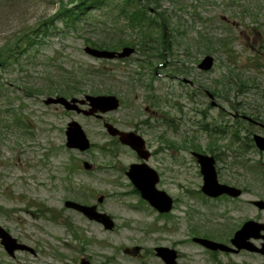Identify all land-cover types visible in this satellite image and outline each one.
I'll list each match as a JSON object with an SVG mask.
<instances>
[{
  "label": "rangeland",
  "instance_id": "obj_1",
  "mask_svg": "<svg viewBox=\"0 0 264 264\" xmlns=\"http://www.w3.org/2000/svg\"><path fill=\"white\" fill-rule=\"evenodd\" d=\"M80 3L0 0V49L7 51L0 62V225L35 250L12 256L0 241V264H78L83 257L92 264H164L155 246L179 242L178 264H264V257L246 250L214 256L188 240L192 224L224 238L218 223L228 219L193 191L202 180L185 159L179 158L174 179L163 182L176 203L161 217L123 173L134 154L125 146L114 153L102 120L44 101L115 94L122 105L105 118L123 129L139 127L150 144L163 147L158 156L163 163L171 155L186 158L190 145L205 148L214 140L204 128L232 122L230 113L264 115V0H108L82 11L75 25L58 16ZM141 5L148 6L146 19L152 18L145 23L143 44L141 30L127 16ZM95 42L118 50L122 42L135 43L130 46L136 51L125 58H96L85 51L87 45L97 47ZM208 54L214 66L201 70ZM73 119L94 144L87 151L66 144ZM258 152L253 147L244 154L254 158ZM85 160L93 170L83 167ZM262 185L252 187L260 193L264 178ZM101 194L100 209L116 220L112 231L64 205L67 199L95 203ZM137 246L139 252L128 251Z\"/></svg>",
  "mask_w": 264,
  "mask_h": 264
},
{
  "label": "flooded vegetation",
  "instance_id": "obj_2",
  "mask_svg": "<svg viewBox=\"0 0 264 264\" xmlns=\"http://www.w3.org/2000/svg\"><path fill=\"white\" fill-rule=\"evenodd\" d=\"M85 106L87 107V105ZM146 110L153 115L156 114V112H153L150 109V106H147ZM238 111L239 110H237L234 113H230V115L233 117L232 122L224 123L223 125L219 127L217 126L215 128L214 127L204 128L205 131L210 133V135L212 133L214 134V140L210 141L209 146H206L205 148H201L200 146L193 147L192 144L190 145V147H187L186 154L189 155L186 156V158L184 156L181 157L180 155H171L170 156L171 161L169 164L163 163V160L158 158L159 154L163 150L162 149L163 147H157V146L154 147L152 144H150L149 140L146 138H145L146 150L150 152L148 157L141 155L138 151H136L137 149L134 148L131 144L130 146L127 144H123L120 141L118 135L110 136V137H112V141H115L117 147L119 146L128 147L131 150V152L134 154V159L130 161L127 167H125L123 173L129 178L135 192L137 190L134 187L131 177L128 175V172L130 171L133 164L141 165L140 168L142 169L143 167L148 165L150 168L155 170L156 176L158 177V181H157L158 188L164 189L166 191L167 189L164 188L163 182L165 179H168L169 181H172L174 179L173 175L177 173L176 171L179 167L178 165L179 158L185 159L187 161L185 165H188V168L190 169L194 168V170L195 168H197V174L202 180V183L200 184L199 189L193 191L201 194V196L206 200V203L208 205H212L214 211L220 212L219 216H222L223 218L226 217L228 220L223 222L220 221V223H218L225 230L224 238L215 237L211 232L209 233L206 230L205 232H201L202 230H200L199 227H196V225L192 224L191 231L193 236H190L188 240H191L196 245L203 247L205 250H207L209 254L214 256H217L220 253H235V248H233V245H236V243L233 240H235L236 238V233L239 230H241L246 224H250L251 226L254 227V230L248 234H246L245 232L242 233L243 236L242 241L245 243L249 241L252 247L254 248V250H246V249L245 250L258 257H264V191L261 190L262 192L258 193V190L252 187V186L262 185L264 178V149L263 150H261L260 148L258 149L257 140L255 138L257 135L264 137V115L259 114L255 116V114H252L253 115L252 117H246L247 115L245 116L244 115L245 113H243L242 111L240 113V111L239 112ZM257 111L261 112L259 110ZM101 120L103 121V123L106 120L110 121L107 118H101ZM110 122L116 125V123L112 121ZM126 130H134L140 133L142 136H144L140 132L141 130L139 127H133ZM221 138H224L223 148H221V146L218 143L219 142L218 140H220ZM243 147L246 148L245 151H243ZM253 147L256 149V151L257 149L259 150L258 156L254 158L245 156L244 152L249 151V149ZM144 153L146 154V152L143 150V154ZM228 153H231V156L229 157V160L227 162V158L229 156ZM197 154L198 155L206 154L208 156H211L212 159L209 162H206L203 159V157L199 156L198 159ZM206 163H208V165ZM221 163L225 165L224 168L219 167ZM213 168L215 169L216 179L219 183L233 185L237 188V190L234 193H237L238 191H240V193L235 195L234 193L230 194L228 192H224L222 194L212 195V196L208 192H206L207 193L206 194L204 192V185H205L204 171L208 169L209 174H211L214 178ZM92 169H94V166ZM169 172H171V175H168ZM249 176L251 177V183L247 181ZM100 199L103 198L102 197L97 198L98 201H100ZM87 204L93 205L96 203H87ZM96 205L98 208V204ZM192 210L194 209L192 208ZM253 220L260 223H248V221H253ZM213 222L216 221L213 220ZM96 223L106 228L104 223H99V222ZM209 223H211V221H209ZM231 225H235V227L233 228L228 227ZM245 234H246V238H245ZM196 237L208 238L215 240L217 242H222L231 246L232 248L231 250H229V252L221 251V250H210L204 247L203 243H201L200 241H196L195 240ZM180 243L182 242L177 243L175 246H170L171 248H174L177 252L176 264L179 263V260L183 255L182 251L177 247V245H179ZM157 246H162V245H157ZM128 251L139 252L140 247L139 248L135 247L134 249H129ZM239 252L236 251V253ZM154 253L158 258H160L164 262V264H167L160 256H158L157 252H155V248H154ZM85 258L87 257L81 258L78 264H80L81 261Z\"/></svg>",
  "mask_w": 264,
  "mask_h": 264
},
{
  "label": "water",
  "instance_id": "obj_3",
  "mask_svg": "<svg viewBox=\"0 0 264 264\" xmlns=\"http://www.w3.org/2000/svg\"><path fill=\"white\" fill-rule=\"evenodd\" d=\"M134 50L135 49L130 46L124 47L121 51L99 49V48H95L92 46L85 47V51L87 53H89L90 55L94 57H99V58H115V57L123 58V57H127L131 55L134 52ZM213 63H214V57L211 55H207L201 61V63L199 64V67L204 70H209L212 68ZM86 101H89L90 105L92 106L89 110L82 109L78 106V103H86ZM45 102L46 103H60V104H63L65 108L69 110L75 109L78 112H83L87 115L94 114L98 110H101L103 112L108 111V110H114L118 108L120 104V100L115 95H98V96L86 95L84 99H78L74 97L71 100L67 99L64 96H57V97H48L45 100ZM106 126L108 128V131L111 134L119 133L121 135V140L123 142L131 144L134 148L138 150V152L141 155L148 157V153L143 154L145 143H144V140L140 136L136 135L134 132L120 131L119 129H117L110 123H106ZM66 133H67V145L69 147L79 148L81 150H86L90 147L91 145L90 140L86 132L84 131L83 127L78 121L73 120L72 122H70ZM255 138L257 140V144L260 147V149H263L264 148V137L257 135ZM200 157H203V159L206 162H209L212 159V157L205 156V155H200ZM206 164L208 165V163ZM85 166L89 168L90 164L86 162ZM140 167L141 165L139 164H133L130 171L128 172V175L131 177L135 185L141 191L142 196L148 199L150 203L161 212H167L171 210L172 205H173L172 197L167 192L158 190L156 188V183L158 181V177L156 176V171L150 168L148 165L143 167V169ZM204 172H205V177H204L205 179L204 191L205 192H208L211 195H219L224 192L233 194L236 191L234 187L222 185L217 181L215 169L213 172L214 178L211 174H209L208 169H206V171ZM239 193L240 191L234 194L237 195ZM100 201H102V199H100ZM65 204L68 207H73L83 212L90 219H96L104 223L107 229H113L115 226V223L112 219H110V216H108L107 214L98 212L96 205L87 206V205H83L78 202L70 201V200L66 201ZM248 223H258V222L248 221ZM253 230H254L253 226H251L250 224H246L241 230H239L236 233V238L233 241L236 243L239 249L246 248V249L254 250V248L252 247L249 241H247L246 243L242 241V238H243L242 233L245 232L246 234H248V233H251ZM246 234H245V238H246ZM0 239L5 249L12 256L15 255L16 250H28L32 253H35V250L33 247L25 243L19 242L16 237H14L5 227L1 225H0ZM195 240L200 241L205 246L212 248V249H217V248L227 249V250L230 249L229 246L223 243H218L214 240H210L207 238L196 237ZM155 250L158 256H160L167 264H176L177 252L174 248H171L168 246H158L156 247ZM55 264H60V263H55ZM62 264H71V263L66 262ZM80 264H92V263L89 259L85 258L81 261Z\"/></svg>",
  "mask_w": 264,
  "mask_h": 264
},
{
  "label": "trees",
  "instance_id": "obj_4",
  "mask_svg": "<svg viewBox=\"0 0 264 264\" xmlns=\"http://www.w3.org/2000/svg\"><path fill=\"white\" fill-rule=\"evenodd\" d=\"M91 1H92V3H89L88 6H87V3H84V2H86V0H80L81 3L79 5H76L73 8H62L61 10H59L58 16H63L65 19H68L71 24L75 25L76 21L79 20V18L81 17L82 11L88 10L93 5L101 7L108 0H91ZM147 7H148L147 5H141L138 8L134 9L133 11L128 12V14H127L130 25L134 28L137 27V28H139V30H141L140 35L143 38L141 41L142 44L145 42V37L148 36L147 32L145 31V27H144V26H147L145 23H146V21H147V23L149 21H150L149 23L152 22L151 17H148V20L146 19ZM79 8H83V9L81 10ZM123 12H126V11H123ZM161 22H162V25L166 24L165 19H163V21H160V23ZM46 28L48 30V27H46ZM163 28H165V27H163ZM162 39H163V41L166 42L165 47H167L168 46V43H167L168 37H167V34L165 33V30H163V32H162ZM125 44L135 45V43H125V42L120 43V45H125ZM93 45L100 47V48H109V47L117 48L118 47L116 45H111V46L107 45L105 42H95V43H93ZM6 52H7L6 49H4L3 51L0 49V62H5V60L7 59V57H5V55H4ZM66 83H71V80H67ZM243 83H245V82L243 81ZM74 89L75 88H73V90ZM68 90L70 92L73 91L71 88H69Z\"/></svg>",
  "mask_w": 264,
  "mask_h": 264
}]
</instances>
